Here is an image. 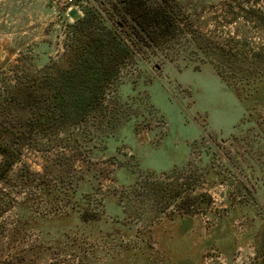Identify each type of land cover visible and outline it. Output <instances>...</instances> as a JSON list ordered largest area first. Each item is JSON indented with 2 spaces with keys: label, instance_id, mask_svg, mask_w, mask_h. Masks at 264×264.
I'll return each mask as SVG.
<instances>
[{
  "label": "rangeland",
  "instance_id": "1",
  "mask_svg": "<svg viewBox=\"0 0 264 264\" xmlns=\"http://www.w3.org/2000/svg\"><path fill=\"white\" fill-rule=\"evenodd\" d=\"M124 1L0 0V95L14 72L60 57L71 10H91L100 26L112 19L115 35L134 42L105 101L69 130L78 146L36 124L33 145L53 148L24 150L22 162L36 173L57 162L66 173L41 193L12 168L0 195V264H263L264 62L253 53L264 52V31L244 11H264V0H150L230 40L245 54L241 67L202 53L191 35L131 40ZM4 123L19 129L21 120ZM153 181L182 184L193 212L158 210L141 196Z\"/></svg>",
  "mask_w": 264,
  "mask_h": 264
},
{
  "label": "trees",
  "instance_id": "2",
  "mask_svg": "<svg viewBox=\"0 0 264 264\" xmlns=\"http://www.w3.org/2000/svg\"><path fill=\"white\" fill-rule=\"evenodd\" d=\"M122 4V16L131 22L134 29L133 41L152 46L153 42L160 40L191 35L193 44L202 53L224 60L231 67L246 66L244 52L237 54L229 44L230 40L216 42L188 28L165 1L126 0ZM83 12L82 17L73 18L74 21L67 25L64 50L58 59L48 57L37 69L16 71L11 82L3 83L0 95V195H4L2 186L15 166L20 168L19 179L25 180L23 175L27 174L31 189L36 187L41 193H45L47 183L65 175V165L60 166L57 162L45 165L40 173L31 171L22 162L24 150L53 148L48 144L45 147L33 145L36 124H47L56 137L63 134L61 139L66 141L65 144L78 146L77 136L71 137L69 130L79 127L96 104L105 101V93L110 86L106 80L110 74L117 76L119 73L120 67L116 62L122 52L133 56L134 42L115 35L112 19L100 26L94 12L89 9H83ZM244 13L247 22L264 31V11L250 7ZM241 43L246 45L244 39ZM253 61L263 63L264 52L256 48ZM7 118L21 120L19 129H10L4 123ZM141 191V196L144 199L147 196L158 210L165 211L173 206L177 212H193V195L184 192L182 184L177 181H153L141 186ZM127 200L131 206L132 199L130 201L129 197ZM141 203L134 201L136 205Z\"/></svg>",
  "mask_w": 264,
  "mask_h": 264
},
{
  "label": "water",
  "instance_id": "3",
  "mask_svg": "<svg viewBox=\"0 0 264 264\" xmlns=\"http://www.w3.org/2000/svg\"><path fill=\"white\" fill-rule=\"evenodd\" d=\"M69 16L70 17H73L74 19H76L78 16L76 15V12H75V10H71V11H69Z\"/></svg>",
  "mask_w": 264,
  "mask_h": 264
}]
</instances>
